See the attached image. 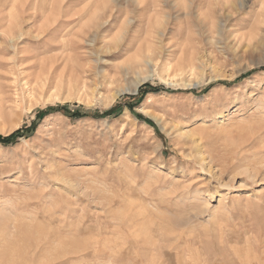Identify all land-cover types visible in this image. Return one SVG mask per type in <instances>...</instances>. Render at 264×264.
Here are the masks:
<instances>
[{"label": "rangeland", "instance_id": "rangeland-1", "mask_svg": "<svg viewBox=\"0 0 264 264\" xmlns=\"http://www.w3.org/2000/svg\"><path fill=\"white\" fill-rule=\"evenodd\" d=\"M261 68L264 0H0V264H264Z\"/></svg>", "mask_w": 264, "mask_h": 264}, {"label": "trees", "instance_id": "trees-1", "mask_svg": "<svg viewBox=\"0 0 264 264\" xmlns=\"http://www.w3.org/2000/svg\"><path fill=\"white\" fill-rule=\"evenodd\" d=\"M260 71H264V68H261ZM163 88L162 87H152L151 85L149 84H145L143 85L139 92H138V95L140 96V99L143 98V96L147 93H156V92H159V91H162ZM121 106L120 105H116L114 106L113 108H111L110 110L104 112L103 114H101L99 117H109L115 113H119V111L121 110ZM129 110L132 111L133 113V107H130L129 106ZM54 113H60L61 115L65 116V117H68L69 119H79V118H83L85 117L84 115L78 113V112H69L68 109L64 108V107H50L48 109H46L45 111H41L39 113H37V118H42L48 114H54ZM97 116V115H95ZM138 117L142 120H144L147 124H149L151 127H153L152 125V122L151 121H148L146 119H144L142 116H139ZM34 128H35V123L32 124V126L30 128H22V129H19L17 131H15L14 133L10 134L9 136L7 137H2L0 136V144L2 146H8L12 143H14L17 138L19 137H22L24 136L25 134H28L29 132H33L34 131Z\"/></svg>", "mask_w": 264, "mask_h": 264}, {"label": "bare ground", "instance_id": "bare-ground-1", "mask_svg": "<svg viewBox=\"0 0 264 264\" xmlns=\"http://www.w3.org/2000/svg\"><path fill=\"white\" fill-rule=\"evenodd\" d=\"M227 1H228V0H227ZM78 52H79V51H78ZM75 53H76V52H75ZM83 53H84V51H83ZM84 55H85V54H84ZM86 55H87V54H86ZM136 60H137V56H136ZM75 61H77V60H75ZM90 61H91V60H90ZM72 63H73V62H72ZM126 63H128V64H126V65H129V63H131V62L128 61V62H126ZM70 64H71V63H70ZM95 64H96V63H95ZM95 64H94V65H95ZM124 64H125V63H124ZM86 67H87V66H86ZM92 67H93V66H92ZM121 67H122V66H121ZM132 67H133V66H128L127 68H132ZM93 68H94V67H93ZM122 68H123V67H122ZM116 69H117V72L120 73V70H121L120 65H119V67H117ZM123 70H124V69H123ZM128 70H129V69H128ZM126 73H127V72H126ZM86 75H87V74H86ZM114 78H115V77H114ZM139 80H140V79H139ZM142 80H146V78H143ZM85 82H86V81H85ZM108 82H109V81H108ZM83 85H84V84H83ZM84 87H86V86H84ZM136 87H137V86H135V90H136ZM135 90H134V91H135ZM126 91H127V90H126Z\"/></svg>", "mask_w": 264, "mask_h": 264}]
</instances>
